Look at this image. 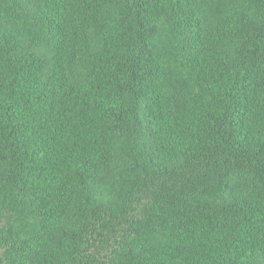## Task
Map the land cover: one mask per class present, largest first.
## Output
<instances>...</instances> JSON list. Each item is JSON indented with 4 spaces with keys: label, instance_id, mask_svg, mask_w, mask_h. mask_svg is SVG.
<instances>
[{
    "label": "trees",
    "instance_id": "16d2710c",
    "mask_svg": "<svg viewBox=\"0 0 264 264\" xmlns=\"http://www.w3.org/2000/svg\"><path fill=\"white\" fill-rule=\"evenodd\" d=\"M0 264H264V0H0Z\"/></svg>",
    "mask_w": 264,
    "mask_h": 264
}]
</instances>
